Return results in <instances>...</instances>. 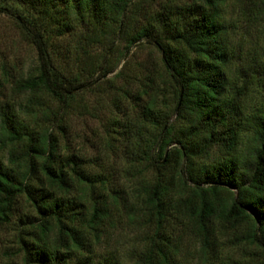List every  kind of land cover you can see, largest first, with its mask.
<instances>
[{"label":"trees","instance_id":"16d2710c","mask_svg":"<svg viewBox=\"0 0 264 264\" xmlns=\"http://www.w3.org/2000/svg\"><path fill=\"white\" fill-rule=\"evenodd\" d=\"M220 2L167 0L154 11L138 0H0V13L14 20L37 56L24 75L0 79V89L12 82L13 91L26 98L18 109L0 107V143L9 146L8 162L0 158V228L17 220L21 262L13 264H117L91 256L90 237L99 238L109 215L108 195L95 197L92 181L77 169L76 156L58 152L47 126L70 109L85 82L114 70L104 66L122 36L126 50L147 40L160 52L157 72L148 74L149 87L156 92L152 75L158 73L175 97L166 110L157 104L158 93L139 105L136 117L152 132L143 127L135 134L126 118L119 122L127 156L154 170V180L144 182L136 194L154 227L139 264L173 263L176 250L165 228L168 213L190 220L209 264H251L230 258L213 262L210 240L217 238L221 225L264 251V96L260 106L247 110L248 80L229 76L235 57ZM260 2L264 12V0ZM142 11L146 22L131 28L132 18ZM60 51L77 59L74 69L61 66ZM44 97L59 106L54 120L43 107L40 133L19 115H33L38 122ZM71 164L77 181L89 182L88 210L71 197V175L65 169ZM21 199L31 211L21 206Z\"/></svg>","mask_w":264,"mask_h":264},{"label":"rangeland","instance_id":"374dc122","mask_svg":"<svg viewBox=\"0 0 264 264\" xmlns=\"http://www.w3.org/2000/svg\"><path fill=\"white\" fill-rule=\"evenodd\" d=\"M179 4L199 2V0H169ZM141 5L151 4L154 11L160 10L167 0H138ZM169 3V2H168ZM219 11L227 27L228 42L234 61L229 66V76L248 80L244 98L246 109L260 106L264 96V12L260 0H221ZM146 12L137 14L130 23L134 27L146 22ZM122 36L116 41L112 53L109 54L106 68L114 66L112 72L99 79H89L79 90L72 101L70 109L60 112L56 120L54 113L58 110V102L43 98L42 108H38V122L33 115H19L26 125L36 131L41 129L43 107H48L53 124H48L53 139L57 143L58 152L63 155H75L78 159V170L85 179L92 181L95 197L108 195L110 203L109 215L100 236L90 237L93 242L96 260L113 259L117 264H139V257L146 248V240L153 232V223L149 222L148 213L139 206L136 196L144 182L151 183L154 170L144 163H133L125 151L128 149L120 143L119 122L127 120L129 129L135 134L144 127L136 116L140 106L146 103L149 94L156 95L157 104L166 110L175 102L174 88L154 73L156 92L149 85V72H157L160 52L142 40L126 50L127 41ZM96 49L92 50L95 56ZM121 53H125L122 55ZM61 66L65 70L74 69L77 59L66 51H60ZM74 55V54H73ZM35 48L23 40L14 20L0 13V79L8 75L11 80L24 75L36 64ZM0 89V107L9 105L13 108L23 104L25 95L16 94L12 82L4 84ZM152 88V89H153ZM125 89L129 92H125ZM147 91V95L143 93ZM139 93L141 96H138ZM130 121V123L128 122ZM46 128V127H45ZM146 131H154L153 127H144ZM135 137V136H134ZM8 144L0 143V158L8 162ZM71 175L73 201L78 207L88 210L90 206L89 182L80 183L72 172V164L66 166ZM74 177V178H71ZM104 198V197H98ZM21 206L31 211L24 200ZM82 211V210H81ZM170 219V225H169ZM191 222L185 216L168 213L166 236L176 250L173 251L172 264H209L212 260L204 257L201 239L194 233ZM27 227V226H26ZM17 220L9 226L0 228V264L21 262V254L17 241ZM217 238H212L210 254L213 262L224 263L227 259H242L251 264H264V251L259 245L252 244L239 237L229 226H219ZM168 239V238H167ZM207 257V256H206Z\"/></svg>","mask_w":264,"mask_h":264}]
</instances>
